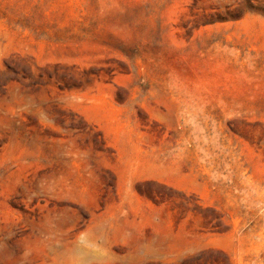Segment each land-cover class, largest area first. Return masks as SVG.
Returning a JSON list of instances; mask_svg holds the SVG:
<instances>
[{"label":"rangeland","instance_id":"1","mask_svg":"<svg viewBox=\"0 0 264 264\" xmlns=\"http://www.w3.org/2000/svg\"><path fill=\"white\" fill-rule=\"evenodd\" d=\"M0 264H264V0H0Z\"/></svg>","mask_w":264,"mask_h":264}]
</instances>
